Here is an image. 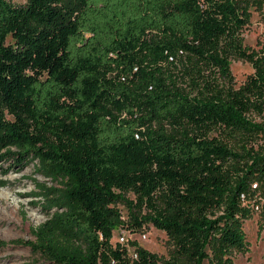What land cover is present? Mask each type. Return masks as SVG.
Instances as JSON below:
<instances>
[{
    "label": "trees",
    "instance_id": "obj_1",
    "mask_svg": "<svg viewBox=\"0 0 264 264\" xmlns=\"http://www.w3.org/2000/svg\"><path fill=\"white\" fill-rule=\"evenodd\" d=\"M252 6L264 17V0H0V162L55 183L38 184L34 254L158 264L112 242L149 225L173 246L166 264L249 249L264 191V48L241 34ZM234 59L253 67L239 86Z\"/></svg>",
    "mask_w": 264,
    "mask_h": 264
},
{
    "label": "rangeland",
    "instance_id": "obj_2",
    "mask_svg": "<svg viewBox=\"0 0 264 264\" xmlns=\"http://www.w3.org/2000/svg\"><path fill=\"white\" fill-rule=\"evenodd\" d=\"M13 1L24 3L26 0ZM251 10V22L241 34L246 46L261 51L264 48V17L255 6ZM231 69L236 86L253 72L250 63L235 59L232 60ZM258 145L264 147L263 138ZM34 165L32 163L25 168L15 166L4 175L10 163L0 162V239L4 242L0 246V264H52L34 254L29 246V242L35 239L33 229L48 218V214L38 204V184H55L36 174ZM253 201L255 208L251 218L244 224L249 249L244 253H235L234 264H264V191ZM112 242L127 247L132 256L135 255L136 247L133 243H137L155 253L159 258L158 264H166L165 261L171 259L173 254L167 234L153 225L137 232L118 229L114 231Z\"/></svg>",
    "mask_w": 264,
    "mask_h": 264
}]
</instances>
